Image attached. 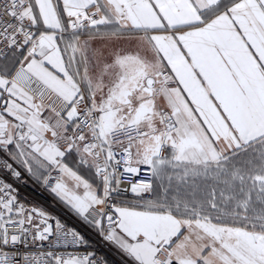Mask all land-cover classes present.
<instances>
[{"label":"snow or ice","instance_id":"6c2138e0","mask_svg":"<svg viewBox=\"0 0 264 264\" xmlns=\"http://www.w3.org/2000/svg\"><path fill=\"white\" fill-rule=\"evenodd\" d=\"M0 264H264V0H0Z\"/></svg>","mask_w":264,"mask_h":264},{"label":"built area","instance_id":"2783aa9c","mask_svg":"<svg viewBox=\"0 0 264 264\" xmlns=\"http://www.w3.org/2000/svg\"><path fill=\"white\" fill-rule=\"evenodd\" d=\"M20 194L22 198H27L29 202L39 204L45 208H48L49 210L55 209L57 212L60 211L59 206L54 203L52 196L46 190L41 189L36 185H33L31 183L22 185L20 187ZM60 215L62 219L68 221V214L66 213V211L60 212ZM70 223H75V221H70ZM75 226L85 235H88L86 229L82 228L81 225L76 224ZM98 248L101 253H106L108 251L103 247V245H98ZM110 258L115 261L119 260V257L116 256L115 253H111Z\"/></svg>","mask_w":264,"mask_h":264}]
</instances>
